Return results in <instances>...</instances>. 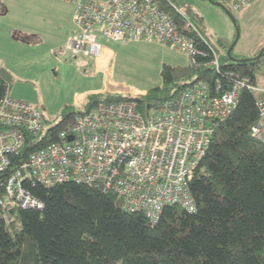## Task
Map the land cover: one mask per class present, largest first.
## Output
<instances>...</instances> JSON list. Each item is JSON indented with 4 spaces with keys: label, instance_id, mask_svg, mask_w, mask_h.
<instances>
[{
    "label": "built area",
    "instance_id": "2783aa9c",
    "mask_svg": "<svg viewBox=\"0 0 264 264\" xmlns=\"http://www.w3.org/2000/svg\"><path fill=\"white\" fill-rule=\"evenodd\" d=\"M63 1L75 6L74 31L59 53L97 60L107 46L99 40L101 35L113 41L167 44L186 54L193 67L214 72L222 68L216 47L189 17L181 15V21L173 17L163 0ZM226 1L243 9L253 0ZM194 34L207 49L199 46ZM225 73L237 77L231 85L219 77L213 81L207 75L198 77L180 92L145 108L128 98L102 102L75 116L53 141L26 156L22 155L25 146L47 141L50 130L41 138L44 112L12 96L9 81L0 78V172L9 171L0 216L10 221L12 208L44 207L27 188L28 181L92 184L113 193L125 209L144 213L152 223L167 205L196 211L191 180L219 123L237 106L242 88L256 87L247 75ZM258 106L259 118L251 132L264 142V99Z\"/></svg>",
    "mask_w": 264,
    "mask_h": 264
},
{
    "label": "trees",
    "instance_id": "16d2710c",
    "mask_svg": "<svg viewBox=\"0 0 264 264\" xmlns=\"http://www.w3.org/2000/svg\"><path fill=\"white\" fill-rule=\"evenodd\" d=\"M163 3L181 21L185 14L168 1ZM189 19L214 45L204 18L195 14ZM220 57L222 68L215 72L188 63H164L162 85L144 94L91 93L82 105L67 106L61 121L49 128L47 141L26 145L22 155L53 141L75 116L108 100L134 99L145 108L198 77L207 75L211 81L219 77L231 85L237 77L226 70L247 75L255 84L254 69L264 61V51L259 58H234L232 52ZM0 78L5 80L4 75ZM262 99L252 89L242 88L237 106L219 123L191 180L196 211L167 205L152 223L144 213L125 209L113 193L92 184L28 181L27 188L44 207L12 208L10 221L0 216V264H264V142L251 132ZM8 173L0 172V198L6 197Z\"/></svg>",
    "mask_w": 264,
    "mask_h": 264
},
{
    "label": "rangeland",
    "instance_id": "374dc122",
    "mask_svg": "<svg viewBox=\"0 0 264 264\" xmlns=\"http://www.w3.org/2000/svg\"><path fill=\"white\" fill-rule=\"evenodd\" d=\"M171 1L188 17L199 14L204 18L205 32L221 56L228 54L236 37L228 10L237 19L240 31L232 49L234 58H252L264 45V0H253L243 9L224 0ZM74 9L73 3L63 0H0V69L9 73L12 96L34 103L44 112L41 138L61 121L67 106L76 105L78 95L104 85L90 57L59 53L60 48H66L69 29L74 28ZM99 40L116 52L112 70L117 82L89 94L106 91L127 95V90L160 86L164 63H188L184 53L167 44L113 41L101 35ZM254 74L253 92L262 99L264 61Z\"/></svg>",
    "mask_w": 264,
    "mask_h": 264
},
{
    "label": "crops",
    "instance_id": "0c3cea01",
    "mask_svg": "<svg viewBox=\"0 0 264 264\" xmlns=\"http://www.w3.org/2000/svg\"><path fill=\"white\" fill-rule=\"evenodd\" d=\"M72 28L69 29V31H70L69 34H71L74 31V28H73V30H72ZM136 42H139V41H136ZM176 50H178V49H176ZM104 51L105 52L103 53V55L101 57H99L97 60H94V59L91 58V65L93 66V68L95 70V73H97L99 75H102L104 85L101 86V87H98V88L91 89L90 91H88V92H86V93H84L82 95H78L76 97V106L82 104L85 101L87 95L90 92L99 91V90L103 89L104 87H108V85L110 83H114L115 81L117 82V79H113L114 72L112 70V62H113V59L115 57V53L116 52H114V49L111 46H106ZM184 55L186 56V59L188 61L187 55L186 54H184ZM170 64H172V63H170ZM179 64H184V63H178V64H172V65H179ZM5 66H7V65H5ZM0 74L1 75H4L5 76V79H7L9 81V78H8L9 73L5 69H2V67L0 69ZM132 87H134V86H132ZM134 88H136V87H134ZM10 90H11V88H10ZM146 92H147L146 89H138V91L135 90V89L133 91L132 90H127L126 91V93H128V94L131 93L130 95H132V94L133 95L144 94Z\"/></svg>",
    "mask_w": 264,
    "mask_h": 264
},
{
    "label": "water",
    "instance_id": "95a60500",
    "mask_svg": "<svg viewBox=\"0 0 264 264\" xmlns=\"http://www.w3.org/2000/svg\"><path fill=\"white\" fill-rule=\"evenodd\" d=\"M229 14L232 16V20L236 26V37L234 39V41L232 42L229 50H228V54H231L232 52V49L233 47L235 46V44L237 43L238 39H239V36H240V31H239V28H238V24H237V19L232 15V13L230 12V10H228ZM264 51V46L261 48V51L259 52V54H257L256 56L252 57V58H258L262 55ZM251 59V58H250Z\"/></svg>",
    "mask_w": 264,
    "mask_h": 264
}]
</instances>
